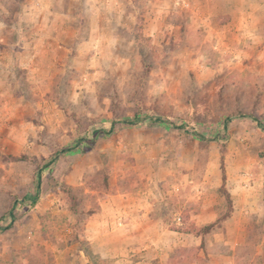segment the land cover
Returning a JSON list of instances; mask_svg holds the SVG:
<instances>
[{
	"label": "rangeland",
	"instance_id": "1",
	"mask_svg": "<svg viewBox=\"0 0 264 264\" xmlns=\"http://www.w3.org/2000/svg\"><path fill=\"white\" fill-rule=\"evenodd\" d=\"M31 2L0 0L23 35L0 50V264H97L96 221L199 237L231 191L264 200V0H47L40 27Z\"/></svg>",
	"mask_w": 264,
	"mask_h": 264
},
{
	"label": "crops",
	"instance_id": "2",
	"mask_svg": "<svg viewBox=\"0 0 264 264\" xmlns=\"http://www.w3.org/2000/svg\"><path fill=\"white\" fill-rule=\"evenodd\" d=\"M31 3L38 7L33 13L40 27L45 19L41 18V13L47 10L48 2L32 0ZM250 17L252 20L253 17ZM15 23V18L0 20V50L12 51L7 42L11 31H18L23 37ZM246 30L250 32V28L242 29L243 32ZM236 33L237 36L241 35L240 32ZM37 37L41 44L40 33ZM25 40L26 45L32 43L31 37ZM260 199L262 203L248 190L231 191L229 216L216 224V231L199 237L178 230L159 231V222L151 219L147 210L139 214L135 225L126 221H96L90 225L93 232L88 236V258L93 256L97 264H264V200ZM214 217L201 221V224L215 223ZM197 238L202 246L199 257L192 254L193 241ZM137 240L139 249L134 246ZM203 247L209 252H205ZM85 261L95 264L92 259Z\"/></svg>",
	"mask_w": 264,
	"mask_h": 264
},
{
	"label": "trees",
	"instance_id": "3",
	"mask_svg": "<svg viewBox=\"0 0 264 264\" xmlns=\"http://www.w3.org/2000/svg\"><path fill=\"white\" fill-rule=\"evenodd\" d=\"M243 117V116H241ZM236 117H227L225 119V122H224V129L226 130L227 128V124L229 122H231L233 119H235ZM253 121L257 124V126L261 129V130H264V123L260 122L259 120H257L256 118H252ZM157 122H161V123H165V120L163 118H156L155 119ZM139 121L138 118H134L133 120H121V121H118V122H113L112 123V126L115 125V124H122V125H134L136 124L137 122ZM109 132H106V130L104 129H98V130H94L92 132V140H89L88 144H89V147H91L94 143H95V139H97L98 137H101L103 135H107ZM87 150V149H86ZM66 150H63L61 151V153L65 152ZM27 199H30L32 200L33 202V197L30 196V195H26V197L24 198V200L26 201ZM14 205L11 207V209L9 210L8 214L9 216L11 217V220H14L15 219V215H14ZM10 228V225H7L5 227H0V231H4L6 229H9Z\"/></svg>",
	"mask_w": 264,
	"mask_h": 264
}]
</instances>
